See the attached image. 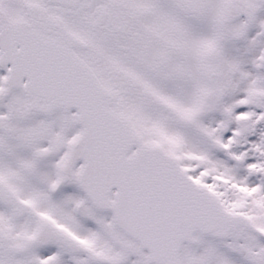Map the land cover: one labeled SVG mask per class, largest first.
<instances>
[{
  "label": "snow or ice",
  "instance_id": "6c2138e0",
  "mask_svg": "<svg viewBox=\"0 0 264 264\" xmlns=\"http://www.w3.org/2000/svg\"><path fill=\"white\" fill-rule=\"evenodd\" d=\"M0 264H264V0H0Z\"/></svg>",
  "mask_w": 264,
  "mask_h": 264
}]
</instances>
